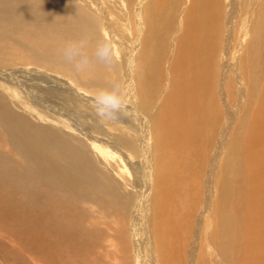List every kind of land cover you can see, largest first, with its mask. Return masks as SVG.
I'll list each match as a JSON object with an SVG mask.
<instances>
[{
    "label": "bare ground",
    "instance_id": "6f19581e",
    "mask_svg": "<svg viewBox=\"0 0 264 264\" xmlns=\"http://www.w3.org/2000/svg\"><path fill=\"white\" fill-rule=\"evenodd\" d=\"M41 1L22 19L46 20L43 52L112 40L125 103L104 136L129 178L17 114L0 85V264H131V248L135 264H264V0ZM12 17L1 68L17 49L58 60ZM89 56L82 72L102 76Z\"/></svg>",
    "mask_w": 264,
    "mask_h": 264
},
{
    "label": "rangeland",
    "instance_id": "374dc122",
    "mask_svg": "<svg viewBox=\"0 0 264 264\" xmlns=\"http://www.w3.org/2000/svg\"><path fill=\"white\" fill-rule=\"evenodd\" d=\"M10 1L12 3L14 2L15 4L12 5ZM29 1L30 0H0V14H9L13 17L15 16V13L19 14L20 16L16 15L14 18L21 20H14L13 17L9 18L8 20L11 23L6 26L9 28L15 27L16 30H19L20 26H15V24H20L22 27L28 28V30L25 32L20 29L21 33H18L16 36L24 38L26 43L32 45V47L35 49V52L42 54H52V57L57 56L58 60L46 59L47 61H39V59L36 60L30 58V50L17 49L14 57H12V61L15 62V65L11 68L0 67V72H3V74L0 76V85H4L7 89L4 90L6 101L11 105L15 112L17 111V114H24L25 117L29 118L31 122L35 124L52 126L54 128H59L60 132H67V134H71V137L77 136L73 138L82 143V150L85 152H88V149L91 150L94 164L98 163L101 165L102 163H111V166L117 167V169L120 170L122 165L120 161H118L119 156L118 154L110 156L113 151L109 152L111 151V148L109 147V149L106 146L107 137L104 136L105 131L111 134H116L118 131L115 126L110 125L111 120L105 119L101 121L98 119L92 107V99L101 89H113L120 94V90L125 84L123 79L124 70L122 69V66L121 68L114 70L115 62L118 66V64H120L122 61L115 53L112 52V43L110 42L112 40L103 35L100 37L86 36L87 43L92 44V42L95 41L97 45L99 42H107L111 47L110 62L104 63L99 61L96 65V68L100 70L102 76L99 75L97 77V73L89 77V73H83L82 70L77 71L73 64L62 59L63 56L61 54L59 55L60 57L56 55V50L61 48L62 45H65L66 43L61 41L59 42L55 37L54 42L56 45L55 43L53 44V46L55 45L53 49L43 52V48H40V43L43 41V39L41 38L40 34H38V32L40 31L39 29L43 31V22H46V20L33 21L30 23L25 19H22L24 16L34 12L33 5L35 2L29 3ZM39 2L42 1L39 0ZM1 7H4L6 10L4 8L2 9ZM45 14L44 19L48 18L47 20L50 21L48 15ZM49 27L50 26L47 28ZM49 32H54L53 34L56 36L59 35L55 32L54 28L49 30L48 33ZM67 34L70 37L68 32ZM68 36L61 37L62 41L68 38ZM2 38L8 37L2 36L0 38V51H5L4 56H7L9 44L6 43ZM49 38L48 40L50 41L51 37ZM35 44H37V47ZM94 50L92 52V49L90 51L89 49H85L89 55L93 54ZM59 53H61V50ZM1 55L2 54L0 53V56ZM19 56L21 58H19ZM33 60H35L37 63L39 61L40 64L35 65L31 62ZM46 63L48 64L46 65ZM114 85H119V88H114ZM80 130L87 132L89 135L85 136L80 132ZM7 141L8 140L5 139L0 144V155L4 157V150L9 148ZM92 141L95 142L92 143ZM70 143L72 144V142ZM91 153L88 155H92ZM108 153H110V155H108ZM97 158L100 159L101 162L98 161ZM122 168L125 167L122 166ZM122 168V171H120L122 177H125L126 179L129 178L126 168ZM116 171L114 172L116 173ZM128 187L129 186H127V189ZM125 225L128 227V224ZM129 254L131 256V264H135L134 262L136 256H134V251L132 248L129 251ZM117 256H121V254H118Z\"/></svg>",
    "mask_w": 264,
    "mask_h": 264
},
{
    "label": "clouds",
    "instance_id": "9594fccd",
    "mask_svg": "<svg viewBox=\"0 0 264 264\" xmlns=\"http://www.w3.org/2000/svg\"><path fill=\"white\" fill-rule=\"evenodd\" d=\"M87 46V38L78 41H69L61 49L63 59L73 64L77 71L89 66L91 57L85 51ZM97 60L109 63L111 58L110 44L107 42H99L93 53ZM119 88V85H114ZM92 107L95 115L101 121L105 119H115L124 109V98L113 89H101L92 99Z\"/></svg>",
    "mask_w": 264,
    "mask_h": 264
}]
</instances>
